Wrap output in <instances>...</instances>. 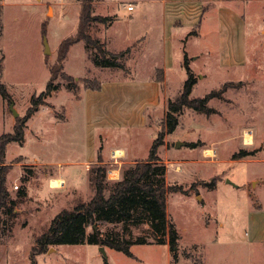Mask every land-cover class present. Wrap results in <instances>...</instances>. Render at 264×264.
I'll use <instances>...</instances> for the list:
<instances>
[{"label":"rangeland","instance_id":"374dc122","mask_svg":"<svg viewBox=\"0 0 264 264\" xmlns=\"http://www.w3.org/2000/svg\"><path fill=\"white\" fill-rule=\"evenodd\" d=\"M132 2L91 3L89 16L97 20L89 21L87 34L105 42L114 53L129 50L119 59L123 68L111 69L95 66L94 49L85 47L83 40L71 43L63 61H57L61 43L73 40L77 33L80 0H0V82L11 97L9 104L0 95V134L12 132L30 97L44 90L51 68L58 75L57 89L44 97L45 103L27 121L24 144L6 146L11 197L21 186L18 178L37 171L48 176L60 167L51 160L86 161L63 171L79 193L65 198L60 194L65 190L51 191L42 181L33 180L30 197L16 204L14 215H2L0 264H30V248L54 215L93 195L84 178L97 157L111 180L118 172L119 179L120 171L133 161L147 158L157 133L164 129L167 102L180 93L187 79L183 45L196 76L190 97L222 92L208 101L213 109L209 114L184 108L174 115V130H164L157 148L166 183L181 188L166 197V213L178 236L176 248L158 243L144 218L99 222L103 234L114 231L130 240H145L131 245L135 258L106 246L104 257L95 244H58L36 255L34 264H105L104 259L108 264H264V0L229 1L243 18L231 30L229 52L233 62L245 61L230 68L218 52L219 16H207L225 0L203 3L201 16H181L176 9L172 23L163 18L167 13L161 4L145 0L134 8ZM128 4L134 11L129 12ZM107 17L113 21L108 28L100 21ZM196 18L198 23L187 24ZM61 72L76 78V92L67 89ZM84 80L99 81L101 88L88 94ZM85 93L83 102L75 99ZM65 114L67 120H59ZM246 130L252 134L250 144L244 140ZM40 133L45 140L37 138ZM101 139L104 152L99 148ZM177 141L182 142L179 147ZM109 147L128 153L116 161L111 157L115 149L108 153ZM206 149L213 153L206 154ZM239 151L251 154L233 159ZM41 160L51 163L41 165ZM212 178L213 187L203 184ZM15 184L18 188H13Z\"/></svg>","mask_w":264,"mask_h":264},{"label":"trees","instance_id":"16d2710c","mask_svg":"<svg viewBox=\"0 0 264 264\" xmlns=\"http://www.w3.org/2000/svg\"><path fill=\"white\" fill-rule=\"evenodd\" d=\"M80 1L82 5L77 33L73 40L69 39L66 43H61L57 61H63L71 43L83 40L85 47L89 46L94 49L91 61L95 66L122 69L123 64L119 59L129 50L126 49L118 53L109 52L103 43L87 34L86 29L89 21L97 20V18L91 19L89 16L93 0ZM109 20V18H100V21L104 23ZM1 29L2 25L0 23ZM42 31H44L43 25ZM188 63L189 59L185 53L183 67L186 70L187 79L184 81L180 93L173 100L167 102L164 129L157 133L149 148L147 158L136 161L122 169L119 179L110 184L106 180V168L100 164L101 160L97 158V163L91 167L88 177L93 188V195L88 200L79 201L72 208L62 209L54 215L48 229L35 238L34 244L30 248V264H34L36 255L45 252L48 246L58 244H95L109 247L124 253L126 256L135 258L130 251L131 245L145 243V240L142 238L130 240L114 231H107L103 234L98 227L99 222L117 224L144 218L156 235L158 243H168L170 249L176 248L178 236L174 224L166 213V197L168 193L180 191L181 188L166 183L165 166L157 156V148L162 144L164 130H167V132L174 130L176 126L174 115L180 114L184 108L209 114L213 109L208 105V101L222 92V90H212L201 97H190L192 86L196 82V76ZM50 75L44 90L37 96L32 95L30 97L28 108L22 117L15 120L12 132L0 134V228L2 215H14L16 204L26 197L24 186L17 187L18 190L13 198L6 186V176L11 168V164L5 163L4 160L6 146L10 142L22 144L27 120L45 103L44 97L49 96L57 89L58 85L54 83V79L58 75L55 73L54 68H51ZM60 76L65 80L67 89L73 92L78 90L76 78L65 72H61ZM84 82L88 89L99 90L101 87L99 81L93 80L90 83L84 80ZM0 95L9 104L11 103V97L1 82ZM249 154L251 152L239 151L234 153L232 158L237 159ZM25 178L26 176H23L21 182H24ZM203 184L213 187L215 178ZM105 190L108 191L106 195ZM87 227L91 228L90 231H87ZM104 263L108 264L106 259H104Z\"/></svg>","mask_w":264,"mask_h":264},{"label":"crops","instance_id":"0c3cea01","mask_svg":"<svg viewBox=\"0 0 264 264\" xmlns=\"http://www.w3.org/2000/svg\"><path fill=\"white\" fill-rule=\"evenodd\" d=\"M134 2V8H135V5L138 6V4H141L143 2H145V0H133ZM210 1H216V0H149L150 3H157V4H161V8L163 9V12L167 13V16H163V18H167L170 20V22L172 23V19H173V16H175V13L176 12V9L178 10V13L181 15V16H185V14H189L191 16H199L201 14V5L205 2H210ZM221 1V0H220ZM223 1V0H222ZM226 2H224V4L222 3L221 6L214 12H210L207 14V16H219L218 20H219V25H218V38H219V47H218V52L220 51V54L223 56L224 58V62H223V65L225 66H228L229 68L232 67V66H239V65H243L245 61H241V60H234V62L232 61V58H231V55H230V52H229V46H228V38H229V35L231 34V30L234 28L236 29V26L239 25V21L240 19H243L242 18V15L237 12V9H234L233 7H231L229 5V1L228 0H225ZM232 4V3H230ZM134 8L132 10H129V12L131 11H134ZM168 9L169 12L165 11V9ZM174 10V11H172ZM192 12L194 13L192 15ZM173 14V16H172ZM178 16V15H177ZM201 16V15H200ZM109 18V17H107ZM110 22L106 23L107 26L106 28H108L112 23V19L109 18ZM197 18L194 19L192 22H187L188 25H190L189 23L191 24H194L195 22H197ZM199 22V21H198ZM197 22V23H198ZM236 23V24H235ZM201 23H199L200 25ZM232 25H235V27H233ZM169 38H172L170 35H168ZM163 40H164V36H162ZM101 43H103L104 47L106 48L107 51L109 52H112L111 49L107 48L106 45H105V42H102L99 38H97ZM133 45V44H132ZM139 47H141V44L139 45ZM134 48H135V44H134ZM183 53H186V51L184 50V45H183V49H182V54ZM223 66V67H225ZM164 70V69H163ZM101 88V87H100ZM92 91V89H89V92H87L88 94ZM87 93H85L83 96H80L79 98H75V99H78L79 102H83V98L85 95H87ZM41 107V106H40ZM40 107L38 108V110L40 109ZM37 110V111H38ZM36 111V112H37ZM35 112V113H36ZM33 113V115L35 114ZM32 115V116H33ZM31 116V117H32ZM30 117V118H31ZM29 118V119H30ZM54 118V117H53ZM28 119V120H29ZM27 120V121H28ZM55 121H59V120H62V121H66L67 120V116L65 114V117L62 118V119H55ZM99 125L98 123H95L94 126H97ZM101 126V125H100ZM27 128V122H26V126H25V129ZM25 129H24V133H25ZM108 131H111V130H108ZM107 131V132H108ZM42 133V132H41ZM41 133L38 135V139L39 140H45L44 139V133L41 135ZM109 133V132H108ZM252 135V134H251ZM47 136V135H46ZM101 137V135H100ZM48 139V138H47ZM106 140V138H105ZM24 144V140L22 142L21 145L19 146H22ZM102 144V145H101ZM248 144V143H247ZM99 148L101 149L102 148V151L104 152L105 151V148L106 147H103V142H102V139H101V143H100V146ZM117 149H121L124 151V154L121 155L124 156L125 155V152L128 153L127 151H125L123 148H119V147H116ZM111 149H115V147H109V152L110 153V150ZM116 150V149H115ZM98 158V157H97ZM93 159V158H92ZM100 159V158H99ZM4 160H5V156H4ZM48 161V160H46ZM52 163H55V164H59V168L57 169H52L50 173H48V176H46L45 174H41L39 175L38 172L40 171H37L35 173V175H33V172L29 174V176H27L25 178V181L24 182H21L20 185L24 186L25 188V191H26V197L25 198H28L30 197L29 196V186L31 185V183L33 182V180H36L37 182H40L42 181V183L45 185V187H47L49 190L51 191H56V190H65L64 193H60L62 194L63 196H65V198L67 197H70V196H73L75 193H79V191H77V189L75 188V185L72 184V182L70 183L71 181V178H66V176L63 175V171H64V168L65 167H72V166H80V165H83L84 162L86 161H83V162H80V161H77V160H69V161H66V162H62V161H59V160H51ZM136 162V161H133V163ZM6 163V161H5ZM39 164L43 165V164H46V163H51V162H45L43 160L41 161H38ZM37 164V166L39 165ZM36 165V164H35ZM39 167V166H38ZM71 170V169H70ZM85 172L87 171L86 169L84 170ZM118 171V170H117ZM41 173V172H40ZM118 176H119V172L117 174V176L113 177L115 179H106L107 182L110 184L112 182H114L115 180L118 179ZM21 177V175H20ZM10 178H7L6 176V183L8 182ZM18 180L21 181V178H18ZM52 181V180H61L62 182L59 184V185H50L48 186L47 185V182L48 181ZM84 181H85V185L86 187L90 186V182H89V178L87 177V172L85 174V178H84ZM251 183V182H250ZM41 184V183H40ZM42 185V184H41ZM7 186V184H6ZM91 187V186H90ZM8 188V186H7ZM12 193V192H11ZM69 193H72V195H69V196H66L68 195ZM108 193V192H107ZM106 195V193H105ZM13 198V197H12ZM17 209H15L16 211ZM107 249H106V253H107Z\"/></svg>","mask_w":264,"mask_h":264},{"label":"bare ground","instance_id":"6f19581e","mask_svg":"<svg viewBox=\"0 0 264 264\" xmlns=\"http://www.w3.org/2000/svg\"><path fill=\"white\" fill-rule=\"evenodd\" d=\"M244 140L248 144H250L252 142V135H251V132L250 131L246 130L244 132ZM114 152H115V154L117 156H121V155L124 154L123 150H121V149H116ZM205 153L206 154H212L213 153V150L212 149H206L205 150ZM51 182H52V185H59L62 181L61 180H52Z\"/></svg>","mask_w":264,"mask_h":264},{"label":"water","instance_id":"95a60500","mask_svg":"<svg viewBox=\"0 0 264 264\" xmlns=\"http://www.w3.org/2000/svg\"><path fill=\"white\" fill-rule=\"evenodd\" d=\"M44 45H45V53H47L48 52V46H47L46 39H44ZM11 110H12L13 115L16 116L17 115L16 112L12 108H11ZM181 144H182V142L177 141L175 143V147H179ZM99 249L102 252L103 256L106 257V253H105L103 246H99Z\"/></svg>","mask_w":264,"mask_h":264},{"label":"built area","instance_id":"2783aa9c","mask_svg":"<svg viewBox=\"0 0 264 264\" xmlns=\"http://www.w3.org/2000/svg\"><path fill=\"white\" fill-rule=\"evenodd\" d=\"M126 8H127L128 10H132V9H133V5H132V4H128V5L126 6ZM111 157H113L114 160L117 161V158H118L119 156H117V155L115 154V152L112 151V153H111ZM13 188H17V185H16V184L13 185Z\"/></svg>","mask_w":264,"mask_h":264}]
</instances>
